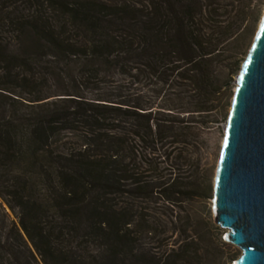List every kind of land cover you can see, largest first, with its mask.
Here are the masks:
<instances>
[{
	"label": "trees",
	"instance_id": "1",
	"mask_svg": "<svg viewBox=\"0 0 264 264\" xmlns=\"http://www.w3.org/2000/svg\"><path fill=\"white\" fill-rule=\"evenodd\" d=\"M12 1L0 2V194L42 261L204 264L193 237L159 256L141 240L162 231L150 203L213 190L183 114L214 118L249 3ZM56 90L66 97L43 101Z\"/></svg>",
	"mask_w": 264,
	"mask_h": 264
},
{
	"label": "rangeland",
	"instance_id": "2",
	"mask_svg": "<svg viewBox=\"0 0 264 264\" xmlns=\"http://www.w3.org/2000/svg\"><path fill=\"white\" fill-rule=\"evenodd\" d=\"M4 2L11 4L13 1L4 0ZM244 3L245 7L247 3L251 7L247 20L237 31V35L230 45L226 46V50L228 49L226 54L221 56V78L227 80L228 84L221 90L220 99L216 102L217 109L213 113L215 119L212 116L207 118L206 114H183L185 119L195 121V125L199 129L197 130L198 138L196 137L199 149L194 157L201 158L204 170L202 171L205 177L211 178L212 187L223 140V126L236 86V77L264 12V0H245ZM12 8L13 5H10V9ZM224 65L226 66L224 67ZM3 67L4 65L0 62V84L5 83ZM44 86V84L41 85V87ZM27 93H29V89L24 92V95ZM63 97L66 95H62L56 90L43 101H58ZM205 119H212V121L204 126L202 121ZM212 197L213 190L207 197L187 201L180 208H172L161 202L150 203V211L158 217L154 219V225L162 228V231L144 235L140 249L152 251L157 256L164 253L167 255L180 250L185 244L186 238L193 237V240L199 243L197 244L198 258L204 264H234L241 254V249L225 241L227 229L214 221ZM163 212L170 215L171 221L165 219ZM18 214V210L11 208L5 196L0 194V264H45L22 230ZM188 222H191L190 226ZM192 247L194 248L196 245H192Z\"/></svg>",
	"mask_w": 264,
	"mask_h": 264
},
{
	"label": "water",
	"instance_id": "3",
	"mask_svg": "<svg viewBox=\"0 0 264 264\" xmlns=\"http://www.w3.org/2000/svg\"><path fill=\"white\" fill-rule=\"evenodd\" d=\"M235 82L212 209L225 241L241 249L234 264H264V12Z\"/></svg>",
	"mask_w": 264,
	"mask_h": 264
}]
</instances>
